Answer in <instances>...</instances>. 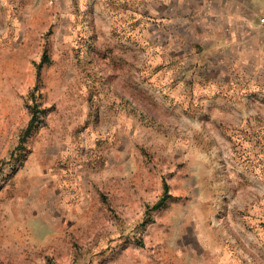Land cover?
Returning <instances> with one entry per match:
<instances>
[{"label":"rangeland","instance_id":"1","mask_svg":"<svg viewBox=\"0 0 264 264\" xmlns=\"http://www.w3.org/2000/svg\"><path fill=\"white\" fill-rule=\"evenodd\" d=\"M190 7L0 0V264H264V97L210 85Z\"/></svg>","mask_w":264,"mask_h":264},{"label":"crops","instance_id":"2","mask_svg":"<svg viewBox=\"0 0 264 264\" xmlns=\"http://www.w3.org/2000/svg\"><path fill=\"white\" fill-rule=\"evenodd\" d=\"M173 1L177 7L180 3L191 4L190 12L176 11L177 17L182 16L176 20L190 23L198 69L206 58L208 69L215 71L212 79L209 77L210 85L221 86L227 94L235 88L250 89L263 98L264 28L257 22L259 19L250 16L249 0H161V3L170 6ZM263 11L264 5L261 14Z\"/></svg>","mask_w":264,"mask_h":264},{"label":"trees","instance_id":"3","mask_svg":"<svg viewBox=\"0 0 264 264\" xmlns=\"http://www.w3.org/2000/svg\"><path fill=\"white\" fill-rule=\"evenodd\" d=\"M48 62H49L48 56L44 55L41 63L38 65V77H40L42 66ZM40 113H41V110L39 109V106L37 104H34L33 106H31L32 118H31L27 128L23 131V136L21 138V142H23L25 140V138L29 134H31L32 131L39 124V122H40L39 114ZM168 198H170V195L168 194V187L165 185V191H164L163 196L160 198V200L152 208H150V210L155 211V210L160 209L165 204V202L167 201Z\"/></svg>","mask_w":264,"mask_h":264},{"label":"built area","instance_id":"4","mask_svg":"<svg viewBox=\"0 0 264 264\" xmlns=\"http://www.w3.org/2000/svg\"><path fill=\"white\" fill-rule=\"evenodd\" d=\"M259 24L264 27V12L259 18Z\"/></svg>","mask_w":264,"mask_h":264}]
</instances>
